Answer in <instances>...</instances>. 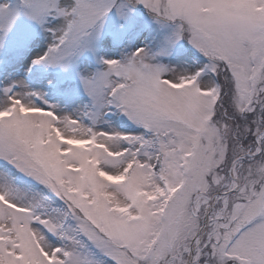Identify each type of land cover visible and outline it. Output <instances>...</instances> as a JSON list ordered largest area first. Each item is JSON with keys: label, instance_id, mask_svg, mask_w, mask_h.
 Wrapping results in <instances>:
<instances>
[{"label": "snow or ice", "instance_id": "snow-or-ice-1", "mask_svg": "<svg viewBox=\"0 0 264 264\" xmlns=\"http://www.w3.org/2000/svg\"><path fill=\"white\" fill-rule=\"evenodd\" d=\"M0 264H264V0H0Z\"/></svg>", "mask_w": 264, "mask_h": 264}]
</instances>
